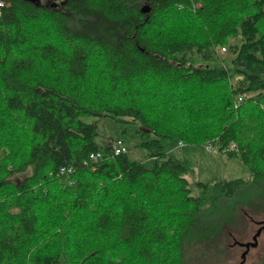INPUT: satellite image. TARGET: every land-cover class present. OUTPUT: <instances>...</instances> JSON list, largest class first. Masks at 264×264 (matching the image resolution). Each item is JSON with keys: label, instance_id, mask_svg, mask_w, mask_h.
<instances>
[{"label": "trees", "instance_id": "trees-1", "mask_svg": "<svg viewBox=\"0 0 264 264\" xmlns=\"http://www.w3.org/2000/svg\"><path fill=\"white\" fill-rule=\"evenodd\" d=\"M3 1L0 264L231 255L264 212V0ZM92 118L133 125L155 166L113 156ZM174 142L211 144L251 176L193 196Z\"/></svg>", "mask_w": 264, "mask_h": 264}, {"label": "rangeland", "instance_id": "rangeland-1", "mask_svg": "<svg viewBox=\"0 0 264 264\" xmlns=\"http://www.w3.org/2000/svg\"><path fill=\"white\" fill-rule=\"evenodd\" d=\"M64 0H37L41 6L53 5L56 8H61ZM78 17L74 16L72 27L79 29ZM89 122L97 121L98 136L96 142L100 146L111 145L112 142L118 139L123 140L124 146L127 149V154L130 160L142 162L147 168L155 166V160L147 156V150L141 146V138L135 132L134 126L115 122L109 118L89 119ZM213 147V145L209 144ZM210 152L206 145H180L174 142L170 146V154L181 159L188 160L190 169L187 173V178L190 182L191 194L199 195L198 183H215L219 181H231L235 179H247L251 176L249 167L236 157H229L225 153H218L215 147ZM264 221V212L257 213L248 221L244 230L238 232L231 238L228 244L231 247V255L225 257L222 251L219 253L218 259H212L214 264H240L243 260L245 246L239 245L236 242L248 243L253 242V237L258 230V222ZM259 236V235H258ZM258 244L251 247L246 254V259L243 264H256L264 251V232L258 237ZM238 244V245H237ZM229 247V248H230Z\"/></svg>", "mask_w": 264, "mask_h": 264}, {"label": "built area", "instance_id": "built-area-1", "mask_svg": "<svg viewBox=\"0 0 264 264\" xmlns=\"http://www.w3.org/2000/svg\"><path fill=\"white\" fill-rule=\"evenodd\" d=\"M5 6V2L3 1V0H0V11H1V9L3 8ZM199 6H200V4H199ZM217 54H218V57L219 58H222L224 55H225V51H224V49H220V50H217ZM179 144L180 145H183V143L182 142H179ZM109 146H111V149H112V155L113 156H117V155H120V154H122V153H126L127 152V149H126V147L124 146V142H123V140H121V139H118L117 141H115V142H112L111 143V145H109ZM206 147H207V149L210 151V152H213L212 151V147L208 144V145H206ZM102 158V153L101 152H92V153H90L89 154V158H88V160L86 161L85 160V162H84V164L86 165V164H93V163H95V162H97L99 159H101ZM72 168H69V169H67V168H61V170H60V174L62 175V174H67V173H70V172H72Z\"/></svg>", "mask_w": 264, "mask_h": 264}, {"label": "water", "instance_id": "water-1", "mask_svg": "<svg viewBox=\"0 0 264 264\" xmlns=\"http://www.w3.org/2000/svg\"><path fill=\"white\" fill-rule=\"evenodd\" d=\"M258 235H260L259 234V232H257L256 234H255V236L253 237V242H250V243H246V244H241L240 242H236V243H238L239 245H244L245 246V248H246V250H245V252L243 253V255H242V257H243V260H242V262L240 263V264H243L244 262H245V259H246V254H247V252H248V250L251 248V247H254V246H256L257 244H258Z\"/></svg>", "mask_w": 264, "mask_h": 264}, {"label": "flooded vegetation", "instance_id": "flooded-vegetation-1", "mask_svg": "<svg viewBox=\"0 0 264 264\" xmlns=\"http://www.w3.org/2000/svg\"><path fill=\"white\" fill-rule=\"evenodd\" d=\"M257 232H259L260 235H261L262 232H264V221H259V222H258V230H257ZM257 232H256V233H257ZM260 235H259V236H260ZM259 236H258V237H259ZM248 243H250V242H248ZM243 244H246V243H243ZM245 250H246V249H245ZM248 251H249V250H248Z\"/></svg>", "mask_w": 264, "mask_h": 264}]
</instances>
